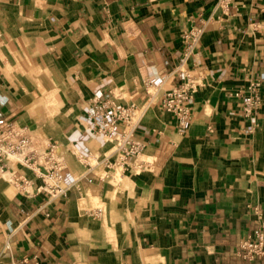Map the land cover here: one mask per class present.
Segmentation results:
<instances>
[{"label":"crops","instance_id":"obj_1","mask_svg":"<svg viewBox=\"0 0 264 264\" xmlns=\"http://www.w3.org/2000/svg\"><path fill=\"white\" fill-rule=\"evenodd\" d=\"M200 19L203 85L180 130L158 101ZM260 74L264 0H0V110L34 148L55 143L74 175L75 153L110 149L91 129L92 97L142 105L145 82L162 79L135 131L146 162L118 182L89 175L45 202L0 176V264H264L238 247L264 223V79L254 113L242 110Z\"/></svg>","mask_w":264,"mask_h":264},{"label":"built area","instance_id":"obj_2","mask_svg":"<svg viewBox=\"0 0 264 264\" xmlns=\"http://www.w3.org/2000/svg\"><path fill=\"white\" fill-rule=\"evenodd\" d=\"M207 21L200 19L198 24L183 31V48L179 61L167 73L177 78L178 83L166 89L158 101L159 108L176 119V126L180 130H184L191 121L190 105L193 102V95L203 85L204 71L196 67L194 57ZM263 79L264 74H260L258 80L252 81L248 91L242 95V110L246 116L252 115L260 103L258 87L260 80ZM161 81L162 79L158 78L145 82L144 90L147 98L142 105L134 102H116L113 99L114 93L111 91L110 96L96 93L92 97L91 129L105 142H110L111 148L102 156L92 154L87 147L75 153L85 167V170L77 175L71 173L64 157L56 153L55 143H47V147L43 150L34 148L26 127L7 121L0 110V176L14 183L18 191L27 196L44 192L46 196L43 200L46 202L53 198L65 197L75 183L82 178L91 181L92 178L89 175L105 181L112 177L116 169H121L122 172L134 163L146 162L142 154L144 144L135 137V131L149 101L156 96ZM92 158L95 159L94 163L91 161ZM7 160L19 162L40 180L35 189L32 187L34 184L32 179L19 174L17 178H14L16 170L7 166ZM5 175H7L6 178ZM90 212L96 216L95 212L92 210ZM10 247L11 240L7 237L1 252L10 250ZM238 247L244 250V256L248 259L264 258V223L260 221L257 227L241 239Z\"/></svg>","mask_w":264,"mask_h":264},{"label":"rangeland","instance_id":"obj_3","mask_svg":"<svg viewBox=\"0 0 264 264\" xmlns=\"http://www.w3.org/2000/svg\"><path fill=\"white\" fill-rule=\"evenodd\" d=\"M108 143H109L110 148H111V143L110 142H108ZM91 161H92V163H94L95 159L92 158ZM76 162H77L78 165H82L83 164L79 159ZM120 176H121V172H120V170L117 169V170L114 171L112 177H109L106 180H110L111 183H115V182H118L120 180Z\"/></svg>","mask_w":264,"mask_h":264},{"label":"bare ground","instance_id":"obj_4","mask_svg":"<svg viewBox=\"0 0 264 264\" xmlns=\"http://www.w3.org/2000/svg\"><path fill=\"white\" fill-rule=\"evenodd\" d=\"M61 143V142H60ZM62 148V147H61ZM62 151H63V148H62ZM75 161V160H74ZM28 170V169H27ZM117 170V169H116ZM118 170H120V172H121V169H118ZM29 171V170H28ZM28 173V172H27ZM109 182V181H108ZM78 203H81V201H78Z\"/></svg>","mask_w":264,"mask_h":264}]
</instances>
